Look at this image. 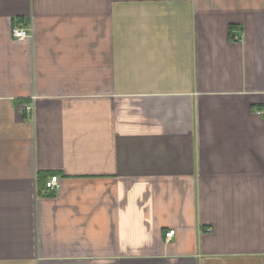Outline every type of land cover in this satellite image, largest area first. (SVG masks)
Segmentation results:
<instances>
[{"label":"crops","instance_id":"crops-1","mask_svg":"<svg viewBox=\"0 0 264 264\" xmlns=\"http://www.w3.org/2000/svg\"><path fill=\"white\" fill-rule=\"evenodd\" d=\"M0 264H264V0H0Z\"/></svg>","mask_w":264,"mask_h":264},{"label":"built area","instance_id":"built-area-1","mask_svg":"<svg viewBox=\"0 0 264 264\" xmlns=\"http://www.w3.org/2000/svg\"><path fill=\"white\" fill-rule=\"evenodd\" d=\"M13 34L15 35V37H17L18 39L22 40L25 39L27 37V31L24 28L21 27H15L13 29ZM45 187L50 190V191H55L56 189H58L60 187V180L59 177L57 175H52L45 184ZM176 230L175 229H171L169 231H166L165 233V238L167 241H170L171 238L175 235Z\"/></svg>","mask_w":264,"mask_h":264}]
</instances>
